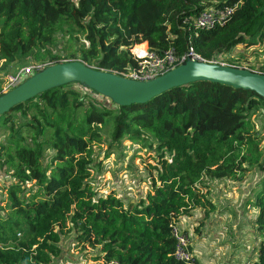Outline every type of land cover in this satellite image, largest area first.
Instances as JSON below:
<instances>
[{
    "label": "trees",
    "instance_id": "obj_1",
    "mask_svg": "<svg viewBox=\"0 0 264 264\" xmlns=\"http://www.w3.org/2000/svg\"><path fill=\"white\" fill-rule=\"evenodd\" d=\"M211 5L234 11L215 27L198 25ZM0 16L3 68L61 61L51 45L69 30L88 43L67 57L117 73L138 65L131 48L145 41L159 55L180 57L192 47L207 60L238 44H264V0H0ZM247 68L264 73V63ZM259 108L258 92L201 79L128 105L70 82L1 113L0 166L10 177L0 264H53L71 230L81 249L99 246V264H179L173 225L205 201L215 204L204 179L233 177L258 161L264 147L252 117ZM126 138L161 156L153 188L135 202L115 189L99 193L92 176L96 144L109 141V152ZM258 184L260 242L247 264H264V176Z\"/></svg>",
    "mask_w": 264,
    "mask_h": 264
},
{
    "label": "rangeland",
    "instance_id": "obj_2",
    "mask_svg": "<svg viewBox=\"0 0 264 264\" xmlns=\"http://www.w3.org/2000/svg\"><path fill=\"white\" fill-rule=\"evenodd\" d=\"M3 20L4 18L0 16V26ZM83 43L87 45L88 41L82 33L74 34L70 30L58 32L56 44L51 45V49L53 53L62 55L60 59L65 61L72 59L66 54L79 51L78 48ZM218 60L227 65L235 63L241 67L256 68L258 64L264 63V44H252L249 47L238 44L227 54L219 56ZM50 62L47 58L44 60L33 58L27 64L16 66L12 64L6 68H3L0 62L2 88L10 76L15 75L20 69L35 66L32 75ZM252 118L255 128L260 133V146L264 147V108H259ZM106 136H109L108 132ZM121 143V148L115 147L109 152V141L96 144L92 176L99 193L115 189L125 202H135L146 197L148 191L153 188L157 175L156 164L161 156L158 154L159 149L150 150L129 138L122 140ZM263 163L264 149L251 170L223 180L204 179L210 185L206 184L203 190L215 203L214 206L210 207L205 201L207 206L197 207L191 215L181 217L182 225L189 229L192 235L193 248L201 264H247L257 253L260 237L254 219L259 207L255 201L260 187L258 183L264 176ZM9 177L8 170L0 166V206L3 207L0 209L1 214H5L8 209L4 185L8 183ZM76 243L75 230L64 235L59 243L62 251L53 260V264H99V260L94 256L98 255L99 246L81 249Z\"/></svg>",
    "mask_w": 264,
    "mask_h": 264
},
{
    "label": "water",
    "instance_id": "obj_3",
    "mask_svg": "<svg viewBox=\"0 0 264 264\" xmlns=\"http://www.w3.org/2000/svg\"><path fill=\"white\" fill-rule=\"evenodd\" d=\"M211 80L258 92L264 97V73L247 67L188 58L151 80H137L100 69L81 59L46 66L0 95V114L39 93L70 82H80L120 105L144 102L174 86L194 80Z\"/></svg>",
    "mask_w": 264,
    "mask_h": 264
},
{
    "label": "built area",
    "instance_id": "obj_4",
    "mask_svg": "<svg viewBox=\"0 0 264 264\" xmlns=\"http://www.w3.org/2000/svg\"><path fill=\"white\" fill-rule=\"evenodd\" d=\"M233 11L234 7L211 5L203 9L201 13L195 18V21L200 26L215 27L225 22L226 19L233 13ZM131 51L138 59V65L133 68H129L128 70H124L118 74L137 80H151L159 75H162L173 67L185 62L188 58L219 62L218 58L212 60L203 58L192 47L180 57H175L170 50L166 51L164 55H159L154 50L150 49L149 43L146 41L136 43L131 48ZM35 69V66H26L20 69L15 75L10 76L3 86V92L18 85L26 76L31 75ZM172 232L176 238L174 256L179 264H201L198 255L193 248L192 235L189 232V229L187 230L182 225L181 220L173 225ZM105 264L121 263L116 259H112L108 262H105Z\"/></svg>",
    "mask_w": 264,
    "mask_h": 264
},
{
    "label": "crops",
    "instance_id": "obj_5",
    "mask_svg": "<svg viewBox=\"0 0 264 264\" xmlns=\"http://www.w3.org/2000/svg\"><path fill=\"white\" fill-rule=\"evenodd\" d=\"M225 179V178H224ZM212 184V183H211Z\"/></svg>",
    "mask_w": 264,
    "mask_h": 264
}]
</instances>
